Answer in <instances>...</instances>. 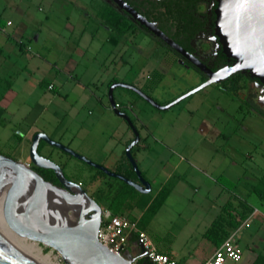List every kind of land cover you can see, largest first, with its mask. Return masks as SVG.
<instances>
[{"label": "rangeland", "instance_id": "374dc122", "mask_svg": "<svg viewBox=\"0 0 264 264\" xmlns=\"http://www.w3.org/2000/svg\"><path fill=\"white\" fill-rule=\"evenodd\" d=\"M109 17L122 30L117 42L110 39L116 33L105 23ZM7 20L12 24L7 25ZM0 25V44L8 42L17 51V42L24 43L17 57L10 55L0 63V94L4 93L5 104L0 111V153L38 172L42 170L31 162L29 148L33 134L42 131L112 171L122 172L118 165H126L128 178L139 181L125 156V140L133 133L113 113L107 99L109 82L118 78L133 83L159 104L203 82L180 65L162 69L166 50L128 28L100 0H0ZM153 72L160 74L159 80ZM244 82L238 77L210 84L166 110L155 108L132 90L115 88V100L133 119L140 136L143 123L151 134L157 135L161 127L178 139L163 146L150 135L147 147L132 148L141 174L151 183L148 193L102 174L43 140L38 151L59 164L65 176L79 183L102 208L136 220L158 249L171 243L172 234L189 229L190 206L172 204L186 203L195 185L202 190L207 186L203 172L218 175L225 171L234 179L245 172L249 178L254 171L260 173L248 180L253 186L238 184L244 194L248 192L258 214L252 217L251 213L243 221L250 219L238 233L242 258L232 264H249L257 255L264 257V116L243 99ZM140 104L145 108L140 109ZM189 110L196 118L185 129ZM203 117L217 122L231 144L224 145L222 137L212 142L201 135L197 129ZM168 173L172 176L165 182ZM45 176L56 182L52 173L47 171ZM161 185L164 188L158 192ZM167 192L168 205L150 208L159 193ZM230 206L239 205L224 208ZM206 207L211 214L218 213L219 205ZM177 208L181 217L176 215ZM37 243L57 261L55 250ZM126 249L133 253L131 244Z\"/></svg>", "mask_w": 264, "mask_h": 264}, {"label": "water", "instance_id": "95a60500", "mask_svg": "<svg viewBox=\"0 0 264 264\" xmlns=\"http://www.w3.org/2000/svg\"><path fill=\"white\" fill-rule=\"evenodd\" d=\"M216 12L215 33L223 52L235 61L217 71L205 70L207 79L193 89L166 104H159L141 88L124 81L112 82L108 102L113 112L123 118L133 133L126 145L125 156L139 181L112 171L79 154L72 148L50 138L46 133H34L29 148L31 162L39 168L54 172L60 185L43 178L27 163L0 153V193L10 190L6 219L18 235L42 243L58 252L66 264H132L133 257L114 253L97 238L103 208L81 185L68 179L61 166L38 151L40 140L102 171L118 178L142 193L151 191V183L143 177L131 149L140 141V133L129 115L116 107L114 89L123 87L134 91L157 109L166 110L200 89L224 81L235 72H242L264 82V0H222ZM164 42L179 52L183 50L159 30L149 26ZM72 214V217L69 216ZM146 251L140 256L145 258ZM0 264H46L21 250L0 234ZM141 264H146L143 261Z\"/></svg>", "mask_w": 264, "mask_h": 264}, {"label": "flooded vegetation", "instance_id": "af4514ba", "mask_svg": "<svg viewBox=\"0 0 264 264\" xmlns=\"http://www.w3.org/2000/svg\"><path fill=\"white\" fill-rule=\"evenodd\" d=\"M100 1L114 12L119 21L126 22L128 28L137 30L166 50L165 56L162 58V64L160 65L162 69L166 70L174 65H180L187 70V73L192 71L204 81L207 79V73L205 70L201 69V67L211 71H217L223 67L231 66L235 61L223 52L220 38L215 33V9L222 0ZM149 26L159 30L170 38L183 50V52H179L166 44ZM238 77L245 80V88H241L244 90L243 99L264 116V82L242 72L232 73L225 80ZM116 81L123 80L114 78L109 82L108 88L112 82ZM139 88L151 96L148 91L144 90L142 87ZM151 97L153 98V96ZM115 102L118 104V106H116L118 109L127 113L121 108L120 102L116 100ZM131 120L133 121L132 118ZM123 121L127 124L124 119ZM41 141L42 140H40V142ZM38 173L41 174L40 172ZM53 175L56 182H51L60 185L54 172ZM46 180L50 181L49 179Z\"/></svg>", "mask_w": 264, "mask_h": 264}, {"label": "crops", "instance_id": "0c3cea01", "mask_svg": "<svg viewBox=\"0 0 264 264\" xmlns=\"http://www.w3.org/2000/svg\"><path fill=\"white\" fill-rule=\"evenodd\" d=\"M8 21L10 20H7L6 24ZM11 24L12 22L10 21V24L7 25H11ZM1 27H3V25H0V29ZM3 29L4 28H2V30ZM7 35L8 38H10V35L9 34ZM17 43H19L16 49L17 51H15V49H13V47L9 45L8 42H5L4 44H0V63L3 60H6V58L9 57L10 55L13 57L18 56V53L22 49L21 44L24 43L23 42H17ZM11 92L14 91L11 90ZM4 107H5L4 93L2 92L0 94V111H3ZM144 108L145 106L140 104V109H144ZM188 115L190 116H188V118L184 122V125H186L185 129H190V127L193 125L194 119L196 118L192 110L188 111ZM141 125H142L141 131H143L141 132V137L144 139V141L140 144V147H147L150 135L153 141L160 143L163 146L168 145L170 141L173 144L176 143V141L178 140L176 139V136L170 137L168 131H164V128L159 127L158 129H156L157 135H154L151 134V132H149L147 126H145L143 123H141ZM197 131L204 137H209V139L212 142H215L219 137H222L224 141L223 143L224 145L231 144L230 138H227L226 135L223 134L222 127H220L217 124V122H215L214 120L211 121L207 117L201 118V124L199 125ZM130 138H132V136L127 138L125 141H127ZM215 151H216L215 153H217L218 149ZM193 167H196V165H193ZM203 174L205 175V178L209 180L207 186L203 190L201 186L195 185L193 187V193L191 194V197L188 198V201L186 203L176 202L175 204H172V205L190 206L192 212L190 214L191 217L189 221L191 225L189 226V229L187 231L183 230L182 233L172 234L173 238L171 240V243L168 246H165L163 248L160 247L159 249L162 252L172 255L178 261L185 264H199L213 254L217 245H215L211 240H209L206 237L205 233L207 229L211 226L212 222L217 217L223 214L222 211L226 209L224 208L225 205H237V206L239 205V207H241L240 205H248L253 209L252 217L258 214V210L252 206L255 204L249 201L247 195L248 192L244 194L243 190L241 191L240 188H238V184L241 182L240 185L242 188H246L247 186H253L254 183L249 181L252 178L254 179V176L257 178L258 176H261L260 173H256L254 171V173H252L253 175L250 176L252 178H249V176L245 172V174L240 175L236 179L230 177L227 173H225V171L220 172L218 175H213L210 173L208 174L206 172H203ZM171 176H172L171 173H168L165 178V182H168ZM237 179L238 182H236ZM204 184L206 183L204 182ZM163 188H164L163 185L159 186L158 192H160ZM169 194L170 192H167L165 198L161 201L159 205H168L167 201L169 198ZM206 205H219L218 213L211 214L210 211L206 210L207 209ZM176 210H177L176 215L178 217H181L180 208H177ZM242 223L236 230L240 231L243 225ZM129 244H131L133 247L132 254L137 253L139 247L135 243L134 239H131L129 241ZM254 259L249 264H251L254 261Z\"/></svg>", "mask_w": 264, "mask_h": 264}, {"label": "built area", "instance_id": "2783aa9c", "mask_svg": "<svg viewBox=\"0 0 264 264\" xmlns=\"http://www.w3.org/2000/svg\"><path fill=\"white\" fill-rule=\"evenodd\" d=\"M7 24H10V21ZM249 221L250 219L244 222L243 225L248 224ZM238 233L239 230H235L225 237L217 245L213 254L199 264H232L241 260L242 248L237 241L240 236ZM97 238L101 244L112 252L123 254L128 251L126 246L129 241L134 239L139 248L137 253H130L134 258L132 264H138L142 250L146 251V264H185L178 261L172 255L160 251L146 231L138 226L136 220L130 219L125 215L114 214L108 208H103L102 210V219L98 228ZM56 259L59 264H66L58 252L56 253Z\"/></svg>", "mask_w": 264, "mask_h": 264}, {"label": "trees", "instance_id": "16d2710c", "mask_svg": "<svg viewBox=\"0 0 264 264\" xmlns=\"http://www.w3.org/2000/svg\"><path fill=\"white\" fill-rule=\"evenodd\" d=\"M105 23L109 26V29L112 33L113 32L116 33L115 35L116 37L112 36L110 39L113 42H117L118 38L122 36V30L118 27V23L110 17L106 18ZM152 76L156 78L157 80L160 79V74H158L157 72H153ZM130 140L131 139H128L125 144L127 145L130 142ZM143 141L144 139L140 136V141L135 146H140V144ZM38 150H39V146H38ZM131 152H132V149H131ZM129 165H130V168L133 170L131 164ZM118 168L122 170V172L117 171L118 173L123 174L124 176L128 177V175L125 173V172H129L127 171L129 169L127 168L126 165L119 164ZM41 170L42 172L40 173L45 179H49L45 176V172L47 173L48 171L53 174L52 170L50 169H41ZM99 172L104 174L102 171H99ZM124 194L125 193L123 192L119 194V198L122 197ZM159 194H160L159 197H157L156 200L150 204V208L152 207L155 209L157 205H159L166 196L165 193H159ZM119 198H116L115 202H119ZM115 206H118V205H115ZM240 206L242 207V209L239 206L238 207H233V206L228 207L225 213L226 215L222 214L221 216L217 217L212 222L211 226L207 229L205 235L215 245H219L225 237H227L229 234L234 232L241 225V223L250 216V214L253 211V209L248 205H240ZM260 260H264V257L262 255H257L255 260L251 264H263L264 261H260ZM143 261H146L144 257L139 258L138 264H141Z\"/></svg>", "mask_w": 264, "mask_h": 264}, {"label": "bare ground", "instance_id": "6f19581e", "mask_svg": "<svg viewBox=\"0 0 264 264\" xmlns=\"http://www.w3.org/2000/svg\"><path fill=\"white\" fill-rule=\"evenodd\" d=\"M10 196V190L6 189L0 193V234L13 242L21 250L46 264H59L54 261L50 253H44L36 241L16 234L9 226L6 219V205ZM72 217V214H69Z\"/></svg>", "mask_w": 264, "mask_h": 264}]
</instances>
